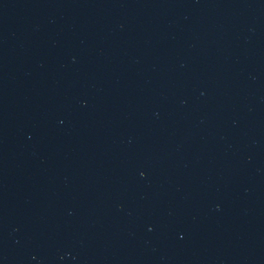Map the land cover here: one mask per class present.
Returning a JSON list of instances; mask_svg holds the SVG:
<instances>
[{"label":"water","instance_id":"water-1","mask_svg":"<svg viewBox=\"0 0 264 264\" xmlns=\"http://www.w3.org/2000/svg\"><path fill=\"white\" fill-rule=\"evenodd\" d=\"M0 264H264V0H0Z\"/></svg>","mask_w":264,"mask_h":264}]
</instances>
